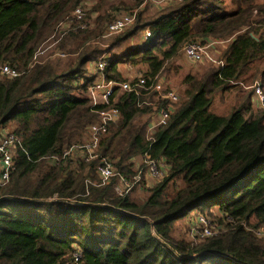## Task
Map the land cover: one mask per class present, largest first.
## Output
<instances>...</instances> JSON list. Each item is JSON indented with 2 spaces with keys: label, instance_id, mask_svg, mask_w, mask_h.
<instances>
[{
  "label": "trees",
  "instance_id": "obj_1",
  "mask_svg": "<svg viewBox=\"0 0 264 264\" xmlns=\"http://www.w3.org/2000/svg\"><path fill=\"white\" fill-rule=\"evenodd\" d=\"M83 1L0 0V67L19 72L15 78L0 74V129H10L22 145L8 183L0 186V264H264V238L252 232L264 226V109L252 107L248 88L259 80L264 90V4L181 0L146 16L140 8L148 0H94V26L80 29L75 22L56 45H73L67 58L50 52L30 67L56 26ZM135 9L141 11L125 32L101 39L114 18L109 12ZM145 30L148 38L126 47ZM209 39L228 40L216 46L222 66L183 74L179 102L152 141L146 140L151 108L139 102L153 94H114L121 118L109 125L99 154L128 177L135 173L132 160L142 154L163 158L169 172L160 183L141 182L119 197L113 182L85 186L86 179L97 181V161L47 162L83 143L104 108H91L86 98L92 63L108 55L104 77L116 82L127 80L122 65L144 64L150 84L181 72L174 62L186 61L187 43ZM226 94L233 96L229 112H213L216 96ZM197 211L227 229L199 241H173L175 224ZM227 217L231 223H224Z\"/></svg>",
  "mask_w": 264,
  "mask_h": 264
},
{
  "label": "built area",
  "instance_id": "obj_2",
  "mask_svg": "<svg viewBox=\"0 0 264 264\" xmlns=\"http://www.w3.org/2000/svg\"><path fill=\"white\" fill-rule=\"evenodd\" d=\"M83 1L77 6L70 16L63 22L58 24L55 32L50 38H55L53 43H47L39 48L33 57L34 64L39 63L42 56L48 53L49 50L54 48L51 57H65L66 53L57 50L56 44L67 33L75 22L80 25V29H85L88 23L84 22L87 15V10L83 5L88 2ZM154 7H162L169 2H180L181 0H148ZM135 20V13L129 11L124 14L114 16L111 22L107 25L105 34L112 35L122 32L125 28L130 26ZM150 36L148 30L144 31V39ZM224 44V41L209 39L207 41L196 40L187 43L183 49L182 54L186 61L191 65L209 64L214 66H222V61L215 56V49L217 45ZM108 55H105L97 63L90 65L91 77L94 81L87 88L86 98L91 108L103 106L104 108L96 111V120L89 125L86 129V139L81 144H75L67 147L59 155H52L47 158L50 164L60 165L66 161L77 165V163L88 164L97 161L94 167V172L97 181L86 179L85 186L102 187L110 182H113V189L119 197L127 196L134 186L143 182L145 187H152L160 183L168 176L169 166L163 158L152 159L148 153L142 154L132 160L134 163L135 173L132 177H128L119 172L115 166L114 161L99 154V144L103 137L108 132L110 124L118 122L121 118V112L114 106V94L119 92H133L137 97H147L150 93L153 94L152 100H143L139 102V106H149L151 108L148 114V124L146 130V140L152 141L155 130L164 126L172 113L174 112L180 96L173 90L168 88V82L163 77H155L147 84V79L143 76V72L134 75L131 80L123 82H116L114 80H106L104 71L106 68V60ZM216 58V59H215ZM0 74L8 78H15L19 76V72L9 65L0 67ZM253 89L252 105L256 109H264V90L261 88L259 82H255L251 86ZM143 92V93H141ZM22 149L21 140L10 129H0V186L8 183L11 172L15 169V156L16 152ZM178 183L174 182L173 187L176 189ZM185 221L192 238L202 240L218 235L225 231L226 225L215 222L206 213L194 212L189 214ZM232 222L230 217L225 218L224 223ZM258 238H264V226L252 230ZM74 261L78 262L79 254H74Z\"/></svg>",
  "mask_w": 264,
  "mask_h": 264
},
{
  "label": "rangeland",
  "instance_id": "obj_3",
  "mask_svg": "<svg viewBox=\"0 0 264 264\" xmlns=\"http://www.w3.org/2000/svg\"><path fill=\"white\" fill-rule=\"evenodd\" d=\"M257 3L263 5L264 4V0H257ZM94 5H95V1L94 0H89L88 2H86L83 5L84 9L87 10V15H88V13L91 12L90 17L88 19V25L91 28L94 26L93 22H94V20H95V18L97 16L96 13H92V9H93ZM140 9L142 10V12L146 16H151L152 14L157 12V10H158L157 8L153 7L149 3H146V5H144ZM141 10H139V9L133 10V12L136 14V17L138 16V14H139V12ZM117 14L118 13L115 12V11L109 12V15H110L111 19ZM87 15H86V17H87ZM254 15H256V14H254ZM127 30H129V29H127ZM123 32H125V31H123ZM113 36H116V35H110V36H106V37H101V39L102 40H107L108 38L113 37ZM142 39H144L143 32H141L136 38L132 39L130 41V43L128 42L126 47L139 45V44L142 43ZM54 41H55V38H50V40L47 43H53ZM227 42H228V40L224 41V44L226 45ZM97 44H99L102 48H105V49L108 47L106 45V42H104V41H98ZM224 44L219 45V47H222V46L224 47ZM42 47L43 46H41L40 48H42ZM72 48H73V45H69V46L66 45V47L64 49L61 48V51L65 53V52H67V49H72ZM125 48H121L119 50H114L113 53L120 54V52L125 50ZM53 49L54 48L49 50L48 53H46L44 56H42L40 58V60L45 61V59L48 57V55L50 54V52ZM216 50H215V56L219 57V53ZM118 51H120V52H118ZM65 58H67L66 55H65V57H62L60 59H65ZM174 63H175L176 66L177 65L181 66V72L175 73V71L172 70L171 73L169 74V76L167 77L166 81L168 82V88L173 90V91H175L179 96H181V94L183 92L182 87L179 86V82H180L181 77L183 76V74H185L187 72H192V73L201 72V71L204 70V68H206L209 65V64L191 65V64L187 63L183 58L182 59L178 58L177 60H175ZM121 68H122L124 73L127 72L126 74L129 76L128 80H131L134 75H138L139 72H146L147 71V66L144 65V64L135 65V66L122 65ZM164 77H165V75H164ZM255 82H259V80L255 81ZM255 82H254V84H255ZM248 88H251V86L248 87ZM232 97H233L232 94H228V95L226 94L223 98H218V96H216V98L214 99V104L212 106V111L215 112V113H226V112L228 113L229 110L231 109V106H232V103H233V98ZM252 107H254V106L252 105ZM177 183L179 185V182H177ZM138 193L139 194H136V195H141L142 192H138ZM213 218H215V217H213ZM215 222H217V221L215 220ZM170 237L175 242L184 241V242L190 243V242H194V241H199L198 239L191 237L189 229H188V225H187L185 219H183V220H181V221H179V222H177L175 224L172 232L170 233Z\"/></svg>",
  "mask_w": 264,
  "mask_h": 264
},
{
  "label": "crops",
  "instance_id": "obj_4",
  "mask_svg": "<svg viewBox=\"0 0 264 264\" xmlns=\"http://www.w3.org/2000/svg\"><path fill=\"white\" fill-rule=\"evenodd\" d=\"M216 50V49H215ZM217 51V50H216ZM127 73V72H126ZM125 73L126 77H127V74Z\"/></svg>",
  "mask_w": 264,
  "mask_h": 264
}]
</instances>
